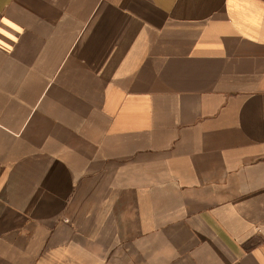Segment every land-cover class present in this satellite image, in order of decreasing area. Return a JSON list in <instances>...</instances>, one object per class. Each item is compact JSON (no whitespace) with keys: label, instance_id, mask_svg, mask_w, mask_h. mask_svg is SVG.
Instances as JSON below:
<instances>
[{"label":"crops","instance_id":"0c3cea01","mask_svg":"<svg viewBox=\"0 0 264 264\" xmlns=\"http://www.w3.org/2000/svg\"><path fill=\"white\" fill-rule=\"evenodd\" d=\"M0 29V264H264V0H0Z\"/></svg>","mask_w":264,"mask_h":264},{"label":"snow or ice","instance_id":"6c2138e0","mask_svg":"<svg viewBox=\"0 0 264 264\" xmlns=\"http://www.w3.org/2000/svg\"><path fill=\"white\" fill-rule=\"evenodd\" d=\"M5 24H7L8 23V21H3ZM3 32V29H0V33H2ZM4 35H7V33H3Z\"/></svg>","mask_w":264,"mask_h":264}]
</instances>
